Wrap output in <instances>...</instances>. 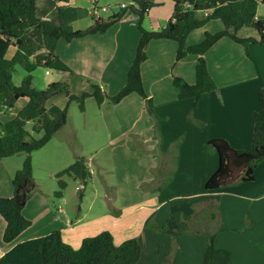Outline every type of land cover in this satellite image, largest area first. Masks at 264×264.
Masks as SVG:
<instances>
[{"label": "crops", "instance_id": "0c3cea01", "mask_svg": "<svg viewBox=\"0 0 264 264\" xmlns=\"http://www.w3.org/2000/svg\"><path fill=\"white\" fill-rule=\"evenodd\" d=\"M151 1L154 4L164 2ZM167 1L172 3L173 10V0ZM90 2L69 0L68 4L80 7ZM151 9L145 27L157 29L164 26L167 21L157 22L150 17ZM87 15L91 16V7ZM256 15L264 19V4L258 5ZM213 21L191 31L186 44L198 43L205 31L214 27L218 31L223 27L221 22ZM91 23V18L87 17L67 24V28L80 29ZM238 34L258 37L256 30L249 27H242ZM138 38L135 15L132 12L125 13L119 22L104 33L87 35L70 42L60 39L55 52L72 69L73 78L103 79L105 76L109 79L117 71L119 75L122 71L126 73L133 60ZM176 48L177 43L172 39L151 40L147 48V59L141 66V74L146 93L153 102V114L147 110L148 115L155 122L157 114L164 113L158 133L161 130L162 133L167 132V122L170 121L171 124H177L182 135L178 140L164 141L151 126L150 130L159 138L146 140L142 148L132 147L127 154L133 162L143 159L146 167L143 173L146 178L136 179L127 166L124 181L117 188L119 193L132 195V199L124 203L130 209L125 210L122 205L123 211L119 210L114 215L106 214V225L105 222L101 224L104 226L99 225L98 219H86L85 213L69 217L62 207H52L49 193L41 188L34 176L36 187L23 209L31 225L14 240L5 242V220L0 215V256L19 242L46 235L55 229H60L62 239L75 248L80 246L83 238L108 230L116 244L133 237L138 239L141 256L137 264H200L209 234L214 235L217 248L230 252V264H264V160L256 167L251 182L238 180L218 190L205 188L206 180L218 166L216 149L210 143L212 139L224 138L235 148H247L251 144L257 91L264 86V44H249L247 55L244 46L230 38L218 40L205 52L204 58L221 98L216 92H207L196 102L192 98L178 99L174 86V90L163 93L161 88L158 92L154 88V84L173 75L189 83L195 81L198 56L187 54L176 61ZM10 50L8 56L12 55L15 48L11 47ZM24 74L18 72L19 77H14V82L18 84ZM63 101L66 103L67 95ZM116 106L122 107L118 116L127 122L133 115L143 117L146 103L139 94L131 93L114 104ZM131 121L137 123L138 119L135 117ZM12 156L0 158V196L4 197L13 195L12 176L18 169V163L16 160L12 162ZM122 161L123 158L118 161L117 168L120 178L123 177ZM157 168L161 171L158 176L155 171ZM161 173H166L163 188L154 185L148 192H142L140 183L154 176L159 180ZM121 188L124 190L121 191ZM141 195H144L142 200L138 198ZM170 217L176 219L178 228L166 232L163 225ZM146 245L151 246V252L147 254L144 251ZM143 255L149 256L151 260H142Z\"/></svg>", "mask_w": 264, "mask_h": 264}, {"label": "trees", "instance_id": "16d2710c", "mask_svg": "<svg viewBox=\"0 0 264 264\" xmlns=\"http://www.w3.org/2000/svg\"><path fill=\"white\" fill-rule=\"evenodd\" d=\"M96 6L100 0H90ZM134 4L117 11H110L106 18L91 15L92 23L80 29H68L67 24L77 20L79 7L68 4L69 0H0V112L10 111L15 104L24 99V104L16 115L4 122L0 121V158L14 154H25L22 166L12 176L13 195L0 196V215L5 220L3 240L10 242L31 225V220L23 214V209L33 193L36 182L33 176L31 154L43 147L63 127L67 120L69 103H80L92 96L100 105L108 99V104H117L131 93L139 94L153 114L152 98L146 93L141 66L147 59V48L151 40L172 39L177 48L175 60L187 54L197 55L195 81L189 83L180 76H173L177 88V98H192L195 102L207 92H216L221 98L217 84L211 77L205 52L218 40L228 37L243 45L249 55V44H264V19L257 18V7L264 0H173V10L164 26L157 29L145 27L151 0H132ZM99 7V6H96ZM137 19L139 38L133 60L126 72L124 85L114 95H108L96 83H91L92 91L70 90L72 69L56 54L60 39L67 42L106 32L119 22L127 10ZM146 18V19H145ZM218 20L222 28L215 32L205 31L201 41L187 45L189 33ZM242 27L256 30L258 37L240 36ZM15 50L8 56L9 50ZM25 74L21 81L14 82L16 66ZM38 67L65 73L63 80L47 83L45 88L33 87V72ZM67 95V102L58 115L50 113L46 103L54 94ZM27 126L30 128L28 129ZM218 155V166L206 180L205 188L218 190L236 181L250 182L259 161L264 159V86L257 91V108L253 112V131L251 144L247 148H235L226 139L216 138L210 142ZM68 175L85 180L90 172L82 159L59 171L56 176ZM59 187L65 181L58 180ZM57 196L61 192H55ZM166 232L178 228L174 217L163 225ZM208 242L200 264H230V252L214 245V235H207ZM141 256V245L137 238H129L116 244L108 230L82 239L78 248L62 239L60 229L17 243L2 256L0 264H137Z\"/></svg>", "mask_w": 264, "mask_h": 264}, {"label": "rangeland", "instance_id": "374dc122", "mask_svg": "<svg viewBox=\"0 0 264 264\" xmlns=\"http://www.w3.org/2000/svg\"><path fill=\"white\" fill-rule=\"evenodd\" d=\"M163 1L162 4H154L150 11V17L157 22L158 20H160V22L161 20L168 21L172 14V3L167 0ZM41 2L42 0H37V4H41ZM113 3L117 2L100 0L96 3V6H108ZM91 6V2L82 4L79 7V16L77 20L87 19V17L92 18L87 15ZM109 13L110 11L100 12V16L106 18ZM126 13L131 14V11L128 9ZM77 20L73 22L76 23ZM211 26L213 27V25ZM211 29V32L217 30L216 27ZM9 53H11V50ZM46 70H48V72H46ZM18 72L22 74L25 71L17 65L14 74L15 78L19 77ZM31 74L33 76L32 84L36 89L45 88L47 82L66 78V74H58L57 71L45 67H38L31 72ZM173 76L169 79H163L159 84H154V88L157 89V92L160 88L163 90L162 93L167 90H174L175 86L172 82ZM73 77L74 74L69 80L70 86H72V88L70 87L72 92L75 91L77 93L82 90L92 91L91 83H96L103 88L106 94L114 95L124 85L126 73L124 74L122 71L119 75V71H117L116 75L109 79L105 76L103 79L98 77ZM121 83H123L122 86H120ZM50 98L52 99H50L47 107L50 113L56 116L66 104L65 101H63L65 94H54L50 96ZM24 102L25 100L22 99L15 104L11 111H4L1 113L0 121L4 122L14 117ZM146 106L143 117H139L140 115L137 114L133 115L132 119L129 121L123 122L120 116H118V113L122 112V107H114V104H108V99L104 100V102L99 105L92 96L87 97L83 102L84 110H81L78 101L73 100L69 103L66 123L61 129L54 133L52 138L43 147L35 150L31 154L34 169L33 176H35L36 181L40 182L41 188L46 191L47 194L49 193V200L54 209L55 207H62L65 213L72 218L75 217V215L85 213L86 219H98L97 222H99L100 226H104L101 225L104 224V222L106 225V214L111 213L114 215L119 210L123 211L122 205H124L126 201L132 199V195L124 192L119 193L120 191L117 190L121 182L124 181L126 167L128 166V168L132 170L134 178H146L144 176L145 174H143L146 171L145 161L140 159L133 162V159L130 160L127 154L133 149L132 147L142 148L144 145L143 142L146 140L156 139V137L159 138V136L155 137L150 127L152 126L153 131L158 133V126L162 124V115H164V113L159 115L156 113L158 119L154 122L151 115H148ZM135 117L138 119L137 123L131 121ZM174 122L177 123L175 118ZM180 123L183 124L182 121H180ZM167 126L169 130L164 133H162L161 130L158 135H161L164 141L180 139L178 137L182 134L181 130H178L177 124H171V122L168 121ZM135 151L141 152L140 150ZM24 158L25 154H14L11 160L12 162L16 160L18 168H20ZM79 158L84 161L90 172L85 180L73 178L66 174L60 177L56 176L59 171ZM121 158H123L120 164L123 177L120 178V172L117 168L118 161ZM263 160L259 161L256 167ZM155 171L157 176L159 175L158 172H161L159 168ZM165 175L166 173H161L159 180H156L157 177L155 178V176L152 178L153 180L151 178L144 180L140 183L139 187L142 192H148L155 187L154 185L162 186L163 188L166 184L164 182ZM59 179L65 181V187H59ZM122 190H124V188H121V191ZM171 190H176V188H171ZM56 191L61 192V195L57 196L55 193ZM138 198L142 200L144 199V195L138 196ZM124 206L125 210L130 209V206ZM144 251L146 254L148 251L151 252V246H144ZM142 260L150 261L151 259L149 256L143 255Z\"/></svg>", "mask_w": 264, "mask_h": 264}, {"label": "built area", "instance_id": "2783aa9c", "mask_svg": "<svg viewBox=\"0 0 264 264\" xmlns=\"http://www.w3.org/2000/svg\"><path fill=\"white\" fill-rule=\"evenodd\" d=\"M134 4L132 0H127L126 2H117L113 4H109L108 6H101V7H96L94 5L91 6V15L95 17L100 16V12H105V11H117L119 9L125 8L129 5Z\"/></svg>", "mask_w": 264, "mask_h": 264}]
</instances>
